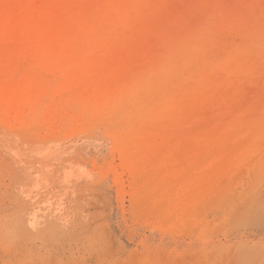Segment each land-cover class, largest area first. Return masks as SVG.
Instances as JSON below:
<instances>
[{
	"label": "rangeland",
	"instance_id": "obj_1",
	"mask_svg": "<svg viewBox=\"0 0 264 264\" xmlns=\"http://www.w3.org/2000/svg\"><path fill=\"white\" fill-rule=\"evenodd\" d=\"M184 1L167 5L131 61L138 71L157 72L160 66L152 68L151 63L160 52L181 46L189 63L204 55L217 61L216 66H202L197 93L203 97L196 101L200 106L187 109L189 119L203 114L205 138L198 137L194 144L202 154L217 157L216 185L198 191L190 178L173 172L182 166L166 155L143 169L123 161L116 134L106 129L107 124L84 141L64 135L69 156L97 178L93 190L87 194V185L80 182L71 187L72 197L46 196L29 184L26 193L38 194L34 198L29 194L16 205L13 176L5 178L0 166V264H247L249 233L264 216V0ZM200 27L206 28L199 31ZM208 35L214 36L210 40ZM152 77L155 86L147 80L150 87L136 88L143 107L158 98ZM35 135L45 138L48 133ZM201 138L210 145H203ZM195 169L187 166L186 174ZM5 189L8 194L13 189L15 197L6 196ZM3 203L10 208L3 209ZM60 204L69 205L64 210ZM35 207L50 209L41 208L40 215Z\"/></svg>",
	"mask_w": 264,
	"mask_h": 264
},
{
	"label": "bare ground",
	"instance_id": "obj_2",
	"mask_svg": "<svg viewBox=\"0 0 264 264\" xmlns=\"http://www.w3.org/2000/svg\"><path fill=\"white\" fill-rule=\"evenodd\" d=\"M175 1L178 2L0 0V166L6 173L5 178L13 176V184L18 189L14 192L18 195L16 205L30 194L26 193L30 187L38 193L47 192L46 196L68 194L72 197L71 187L83 182L87 185L85 192L91 191L97 178L83 163L69 156L64 146L67 139L63 136L84 141L106 124V129L116 134L123 161L143 169L166 155L182 166L173 172H179L178 177L190 178L198 185V191H207L216 185L220 177L217 157L202 154L200 149L197 151L200 146L194 144L198 137L205 138L206 130L200 125L203 114L196 120L189 119L187 109L192 104L200 106L196 101L202 95L197 91L203 65L213 67L217 61L204 55L189 63L182 44L178 50L158 53L159 57L151 63L152 68L160 66L157 72L138 71L140 68L136 69L131 61L141 50L147 34L153 32L154 20L164 15L167 5ZM183 16L188 21V15ZM203 28L206 27H200L199 31H204ZM208 36L211 40L214 35ZM56 70L61 74L55 75ZM152 75L157 81V90H154L158 98L143 107L142 100L136 99V88L150 87L146 85L147 80L155 86ZM42 131L49 136L34 137ZM201 139L203 145H210L209 140ZM191 165L196 169L186 174L187 166ZM98 181L97 184L102 183ZM38 193L30 196L34 198ZM5 194L9 195L6 189ZM10 205L3 203V209L8 210ZM67 205L60 204V207L65 210ZM37 208L40 212L36 213L40 215L50 209ZM43 216L46 217V212ZM249 236L247 264H264V216L261 224L252 226Z\"/></svg>",
	"mask_w": 264,
	"mask_h": 264
}]
</instances>
